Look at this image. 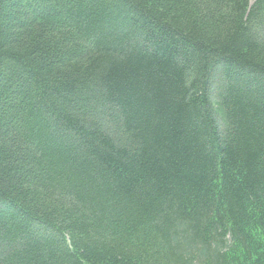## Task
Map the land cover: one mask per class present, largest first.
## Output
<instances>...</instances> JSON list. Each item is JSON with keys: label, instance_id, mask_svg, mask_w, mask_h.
<instances>
[{"label": "trees", "instance_id": "1", "mask_svg": "<svg viewBox=\"0 0 264 264\" xmlns=\"http://www.w3.org/2000/svg\"><path fill=\"white\" fill-rule=\"evenodd\" d=\"M0 264H264V0H0Z\"/></svg>", "mask_w": 264, "mask_h": 264}]
</instances>
